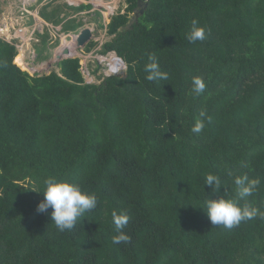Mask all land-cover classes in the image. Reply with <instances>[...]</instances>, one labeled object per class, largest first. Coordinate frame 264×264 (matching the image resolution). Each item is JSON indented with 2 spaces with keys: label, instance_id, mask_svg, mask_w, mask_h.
<instances>
[{
  "label": "trees",
  "instance_id": "16d2710c",
  "mask_svg": "<svg viewBox=\"0 0 264 264\" xmlns=\"http://www.w3.org/2000/svg\"><path fill=\"white\" fill-rule=\"evenodd\" d=\"M126 3L100 51L126 72L99 84L85 81L78 58L31 76L0 39V264H264V219L227 229L193 207L231 198L246 174L261 184L241 203L264 211V0H148L133 24L137 0ZM91 7L52 3L39 14L76 32L84 23L64 8ZM193 20L203 41L187 39ZM152 56L167 82L146 79ZM196 76L206 82L199 96ZM201 110L211 119L194 133ZM209 173L219 193L204 184ZM49 176L97 195L89 220L60 232L51 210L37 211ZM122 211L130 241L115 245L112 213Z\"/></svg>",
  "mask_w": 264,
  "mask_h": 264
},
{
  "label": "clouds",
  "instance_id": "9594fccd",
  "mask_svg": "<svg viewBox=\"0 0 264 264\" xmlns=\"http://www.w3.org/2000/svg\"><path fill=\"white\" fill-rule=\"evenodd\" d=\"M187 39L190 43L205 39V29L198 26L196 20H193ZM149 60L150 62L145 65V71L148 73L146 79L149 81L167 82L169 74L161 70L154 56L150 57ZM205 89L206 82L202 77L196 76L192 78L191 90L194 95H201ZM210 119L211 117L207 115L206 111L201 110L191 131L201 133L205 128L206 121ZM204 184L210 186L211 192L216 194L220 192L223 183L219 175L209 173L204 178ZM234 184L235 195L231 198L227 197V195H219L218 198L208 197L200 205L193 207L201 208L207 214L212 225L223 226L227 229L238 226L242 221L252 220L257 217L264 219V211L253 207L247 202L241 203L244 198L250 197L256 192L261 180L259 178H249L245 174L235 177ZM44 185V189L38 191L43 194V199L39 201L37 211L49 214V210H51V221L55 223L56 228L60 232L74 229L77 222L84 218L89 220L87 214L97 207L98 199L95 193L88 192L82 186L69 180H60L55 176H49L44 181ZM129 220L130 217L126 212L112 213V222L117 233L111 238L113 244H127L130 241L129 235L124 232Z\"/></svg>",
  "mask_w": 264,
  "mask_h": 264
},
{
  "label": "rangeland",
  "instance_id": "374dc122",
  "mask_svg": "<svg viewBox=\"0 0 264 264\" xmlns=\"http://www.w3.org/2000/svg\"><path fill=\"white\" fill-rule=\"evenodd\" d=\"M11 2H14L11 1ZM44 3V1H43ZM43 3L38 7H41ZM52 3L55 5H73V4H91V10L89 11H82L79 13L73 12L69 8H64L62 16H69L72 14V17H78L84 25L82 26L89 27L92 30V39L90 42L95 43V47H93L89 52L85 51L86 46L84 48H79L77 50H73L71 56H74L80 60V69L84 75L85 81L87 83L99 84L102 82V79L106 76H123L126 72V66L121 62L119 58H117L113 53H108L106 55H101L102 45L112 39V36L107 34L106 27L110 23L111 17L117 14H124L127 8L126 0H53ZM70 3V4H68ZM34 7V6H33ZM5 8H7L5 4ZM131 18V15H130ZM29 18L22 17L21 21H27ZM30 23L31 21L30 18ZM103 26V28H101ZM11 27V26H9ZM7 27L5 29V40L9 41L12 40L13 36L15 35L16 31L20 27L13 26L11 28ZM27 28L24 32L26 37L16 39L14 43L19 44V48L17 49L15 44L10 43L16 48L17 56L14 60V63L20 62L21 65L27 70L21 69V67L16 64L22 71L27 72L29 75L33 76L36 73L37 65L40 64L42 61H39L36 58L39 49H43L41 44V36L38 32H35L34 35L33 31H29L32 29H36L34 26H23ZM39 27V24L37 28ZM55 30H52V33L45 32L43 35L46 38L47 43L45 44V49H48V59L52 58L53 54L57 51H61L67 45V42L72 43V38H67L65 33H62L60 27L55 25ZM15 28L13 30H10ZM39 29V28H38ZM80 30V29H79ZM78 30V31H79ZM40 31V30H39ZM71 33V32H70ZM2 34V33H1ZM77 34V33H75ZM4 35V33H3ZM1 38V36H0ZM2 40V38H1ZM23 56V60L19 57ZM52 71L59 72V68L57 64H53V66L45 72H42L38 75H48Z\"/></svg>",
  "mask_w": 264,
  "mask_h": 264
},
{
  "label": "flooded vegetation",
  "instance_id": "af4514ba",
  "mask_svg": "<svg viewBox=\"0 0 264 264\" xmlns=\"http://www.w3.org/2000/svg\"><path fill=\"white\" fill-rule=\"evenodd\" d=\"M11 1L13 0H0V36L3 41H5L4 39L6 36L5 33L3 35V32L9 26L13 27L16 25V27H23V26L37 27L39 24L38 28L40 30L39 34L41 37H44L43 35L45 34V32L48 33L49 29L55 26L54 24L43 19L39 14L40 10H42L48 4L51 5L53 0H14V2H11ZM38 2H39V5H40V2L41 4L43 3V5L41 7H38L37 6ZM5 4L7 8H5ZM22 17H27L29 19L27 21H21ZM30 18H31V21L33 22L32 24L30 23ZM75 18L77 19L78 17L76 16ZM78 20L80 21V19ZM40 22H45L46 26ZM57 27H60L59 29H61L62 33H65V34L67 33L66 34L67 38L74 37L76 35L75 33H78V30L82 28V27L79 28L76 32L74 31L70 33V32H64L62 29V25H57ZM13 29L15 28H12L10 30H13ZM48 49L49 48H47L45 52V55H47L46 59H48ZM36 58H37V55H36Z\"/></svg>",
  "mask_w": 264,
  "mask_h": 264
},
{
  "label": "water",
  "instance_id": "95a60500",
  "mask_svg": "<svg viewBox=\"0 0 264 264\" xmlns=\"http://www.w3.org/2000/svg\"><path fill=\"white\" fill-rule=\"evenodd\" d=\"M147 2L148 0H137V6L135 7L134 12L131 15L129 24H133L137 20L138 16L143 13L144 9L147 6ZM91 39L92 30L91 28L85 26L81 28L78 33L72 38L71 45H73L74 50L84 48L85 45L90 43ZM70 52L71 50L68 47H65L61 51L55 52L52 58L43 60L40 64L37 65L36 73L40 74L42 72H45L50 69L53 64H57L64 59L76 58L74 56H71ZM113 54L116 56L115 53Z\"/></svg>",
  "mask_w": 264,
  "mask_h": 264
},
{
  "label": "built area",
  "instance_id": "2783aa9c",
  "mask_svg": "<svg viewBox=\"0 0 264 264\" xmlns=\"http://www.w3.org/2000/svg\"><path fill=\"white\" fill-rule=\"evenodd\" d=\"M43 24L46 26V23L45 22H43ZM30 27V26H29ZM55 26H53L52 28H50L49 29V32L50 33H52V30L54 31L55 30ZM27 30V28H25V27H20V28H18V30L16 31V33H15V35L13 36V38H12V40H9V41H7V40H5L7 43H12V44H15V46H16V48L18 49L19 48V44H17V43H14V41L16 40V39H19V38H23V37H26L27 35L26 34H24V32ZM14 31H15V29H14ZM29 31H33V34L32 35H34L35 34V32H38L39 33V29L36 27V29H32V30H29Z\"/></svg>",
  "mask_w": 264,
  "mask_h": 264
},
{
  "label": "bare ground",
  "instance_id": "6f19581e",
  "mask_svg": "<svg viewBox=\"0 0 264 264\" xmlns=\"http://www.w3.org/2000/svg\"><path fill=\"white\" fill-rule=\"evenodd\" d=\"M3 33H5V31ZM66 47H68L71 50V52H73L74 48H73V45H71V43H67ZM19 58H21L23 60V56L22 55Z\"/></svg>",
  "mask_w": 264,
  "mask_h": 264
},
{
  "label": "crops",
  "instance_id": "0c3cea01",
  "mask_svg": "<svg viewBox=\"0 0 264 264\" xmlns=\"http://www.w3.org/2000/svg\"><path fill=\"white\" fill-rule=\"evenodd\" d=\"M81 1V0H80ZM68 4H70V3H68ZM83 4V3H82ZM74 6H76L77 4H73ZM80 5V4H79ZM73 18H75V17H73Z\"/></svg>",
  "mask_w": 264,
  "mask_h": 264
}]
</instances>
